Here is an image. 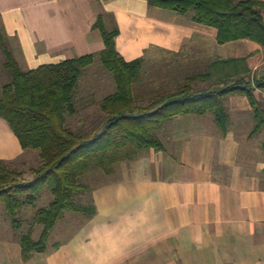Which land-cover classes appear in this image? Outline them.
<instances>
[{"label": "crops", "instance_id": "0c3cea01", "mask_svg": "<svg viewBox=\"0 0 264 264\" xmlns=\"http://www.w3.org/2000/svg\"><path fill=\"white\" fill-rule=\"evenodd\" d=\"M172 13L147 0H0V27L25 71L101 53L105 45L94 25L102 15L119 29L117 49L127 61L155 53L205 55L211 42L228 50L217 59L253 54L252 74L264 76L260 44L220 45L217 29ZM257 97L264 104V92ZM230 98L226 136L217 125L208 129V114L176 117L174 147L147 151V170L123 166L120 176L96 187L97 213L69 221L76 227L68 228L66 241L28 261L21 244L0 242V264H264V128L254 133L245 96ZM24 151L0 119V159L14 161ZM12 247L16 254L9 257Z\"/></svg>", "mask_w": 264, "mask_h": 264}, {"label": "trees", "instance_id": "16d2710c", "mask_svg": "<svg viewBox=\"0 0 264 264\" xmlns=\"http://www.w3.org/2000/svg\"><path fill=\"white\" fill-rule=\"evenodd\" d=\"M151 6L182 16L193 14L196 23L217 29L220 45L250 40L264 47V2L260 0H147ZM94 29L102 34L105 48L57 64L42 65L25 71L15 58L0 27V50L12 82L0 92V119L9 125L24 150H38L41 164L32 169L35 179L25 182L24 173L0 159V204L19 228L22 210L34 204L45 191L54 201L35 216L43 226L39 240L32 233L21 235L22 257L28 261L36 253L47 251L48 240L65 213L91 219L97 209L92 199L96 189L83 178L92 169L112 176L117 165L137 160L150 150L161 152L165 144L159 131L176 117L212 114L223 136L230 128L226 101L234 95L245 96L255 113L254 133L264 128V104L257 92H264V76L252 74L245 58L217 59L204 72L188 78L186 85L174 92L155 97L148 105L137 104L135 91L144 71L145 59L127 61L117 49L120 34L110 29L100 15ZM100 57L103 67L116 82L117 91L99 103L106 115L104 131L80 134L70 129L68 118L78 113L76 93L86 69ZM194 83L210 85V91L196 92ZM140 97V96H139ZM138 113V115H136ZM88 194L87 204L79 195ZM59 248L56 246L55 249Z\"/></svg>", "mask_w": 264, "mask_h": 264}, {"label": "rangeland", "instance_id": "374dc122", "mask_svg": "<svg viewBox=\"0 0 264 264\" xmlns=\"http://www.w3.org/2000/svg\"><path fill=\"white\" fill-rule=\"evenodd\" d=\"M177 16L179 19L189 20L193 14L187 16H182L177 13H172ZM112 29L110 26H108ZM239 43H234L235 53H240L237 46ZM209 48L207 54L200 56H192L188 54L187 51H184L180 55H174L173 53H155L156 56H151L149 54L144 56L145 64L144 71L142 73L139 84L137 85V90L135 91V96L137 104L139 106L148 105L155 97L166 92H174L179 88L186 85L188 78L199 74L205 71L206 65L215 59L218 55H226L228 50L226 48L217 47L211 42L208 44ZM213 46V48H211ZM211 48V49H210ZM189 49V47H186ZM185 49V50H186ZM12 52L17 59L18 63L23 65L24 59L22 54L16 51L12 45ZM12 82V73L6 67V58L5 54L0 50V92L3 90V87L8 83ZM194 88L196 92H206L210 91L211 87L207 84H198L194 83ZM117 85L113 75L108 72L102 65L100 57H96L93 65L88 67L79 81V85L76 93V105L78 113L75 116L68 118L67 126L73 131L86 134L89 132L96 131L98 134L104 131L106 125V115L100 109L99 103L103 101L106 97L111 94L116 93ZM140 96V97H139ZM229 97L227 99L228 108L230 107ZM228 109V111H229ZM233 114V112H231ZM138 115V113H136ZM208 118H212V122L208 119L207 126L208 129L213 130L217 125L215 118L212 114L207 115ZM196 118V117H195ZM181 120V119H178ZM176 121H172L166 124L160 131L159 137L163 141L166 147L170 149L174 147V133L175 128L179 126L180 122L175 125ZM206 122V119H205ZM200 121H190V125L195 127L200 125ZM218 127V126H217ZM183 131V128H181ZM264 135V133H262ZM147 151L142 153L141 156L131 162L121 163L116 167V174L112 177L116 178L121 175L123 166H132L138 165L140 168L141 165L144 166L141 170H147V165L145 166V159L147 156ZM12 167L18 169L24 173L25 182L32 183L35 179L32 169L39 167L41 164L40 153L38 150H25L24 154L21 155L14 161H9ZM153 167H149V170H152ZM99 169L90 170L87 175L83 178L85 183L93 187H98L106 181L112 179L108 176L102 175ZM88 194H83L78 196L79 202L87 204L89 199ZM54 201V196L50 191H45L41 196L37 198V201L34 204H29L25 206L22 210L21 215H18L17 218L20 220L19 228H15L12 217L7 213L5 206L0 204V242L6 241L10 243L11 246L18 244L20 246L19 238L21 235L32 233L34 240H39L43 226L38 224L35 220L40 209L49 207ZM85 218L83 215L67 212L65 213L63 219L58 223L54 231L51 233L48 240V247L52 248L53 245L57 242H64L68 238L72 227L76 225L69 226V221H75ZM68 228L71 230H68ZM9 250V257H14L16 250L14 247Z\"/></svg>", "mask_w": 264, "mask_h": 264}]
</instances>
